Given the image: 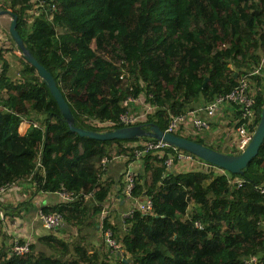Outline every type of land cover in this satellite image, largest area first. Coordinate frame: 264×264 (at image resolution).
<instances>
[{"label": "trees", "instance_id": "trees-1", "mask_svg": "<svg viewBox=\"0 0 264 264\" xmlns=\"http://www.w3.org/2000/svg\"><path fill=\"white\" fill-rule=\"evenodd\" d=\"M42 1L37 8L33 0H0V10L18 16L25 46L54 76L78 127H123L119 117L127 110L125 101L144 96L153 111L137 124L147 129L157 124L166 131L196 102L205 106L245 77L255 87L258 114L264 107V0ZM10 39L11 49L0 46V187L29 177L33 194L56 193L64 186L78 196L43 207L47 214L61 213L63 225L38 236L27 255L10 256L9 246L0 245V264H110L107 249L95 248L91 236L133 163L131 168H139L133 195L150 198L154 210H134L124 226L106 216V227L125 252L118 264H247L254 257L252 264H264V142L244 172L234 174L194 154L209 168L178 171L156 151L136 155L134 145L151 137L101 141L80 136L63 120L51 91L11 34ZM15 50L25 64L17 80L9 75L5 56ZM230 110L223 107L219 116L228 117ZM38 113L44 116L41 124ZM25 121L30 126L22 134ZM216 126L212 123V130ZM174 134L220 152H241L222 149L221 141L207 144L200 136ZM114 155L126 158L120 182L103 177ZM91 161L96 166L87 164ZM24 203L9 207L0 201V206L14 217Z\"/></svg>", "mask_w": 264, "mask_h": 264}, {"label": "built area", "instance_id": "built-area-1", "mask_svg": "<svg viewBox=\"0 0 264 264\" xmlns=\"http://www.w3.org/2000/svg\"><path fill=\"white\" fill-rule=\"evenodd\" d=\"M37 8L42 6V0H33ZM1 45V42H0ZM3 67L0 62V78L2 75ZM133 101H137L133 98H129L125 101V106L127 110L122 113L119 117V123L125 126L136 125L142 122L143 118L147 113L153 111L151 105L146 106V112L138 116L134 114L131 110L130 104ZM227 104L231 107L229 118L223 120V125L228 126L229 131L235 135L234 147L238 151H243L248 144L251 142L254 133L257 128V120L260 114L256 108V100L254 98V90L251 88L249 83V78H242L238 85L230 92L217 95L212 101L208 102L205 106H200L194 110L189 111L186 114L179 115L175 117L166 132L175 133L179 130L184 131L187 134L191 132L198 131H211L213 119L218 118L222 113L223 106ZM38 127V124H34ZM98 126H115V122H100L96 121ZM222 125V126H223ZM225 130V129H224ZM107 131V130H105ZM136 147V155L141 156L149 151H156L160 157L166 158L165 163L168 168H177L179 171L187 167H195L197 165H202L203 168L208 169L209 164L202 162L192 153L183 152L181 149L174 147V151H167L169 145L167 142L159 139L152 140H142L134 145ZM140 147V148H138ZM108 161L107 157L102 159V164L105 165ZM137 173L130 169L126 172V201H135L134 210H139L144 213H150L154 210L153 201L150 198L140 199L133 195V190L135 188V178ZM12 181L4 186L0 187V196L5 194L12 186ZM61 196L62 200L65 202L73 201L77 198L72 191H68L64 186L57 192ZM0 207V223L4 224V231L8 238H10L8 253L10 256H23L31 252V244L33 243V237L30 235L28 237L20 239L18 234L19 230V220L11 218L6 212ZM134 210H131L128 216L132 215ZM105 211L100 217V222L94 227V232L99 236L104 238L105 244L107 246V251L109 253L110 261L113 264H118L121 259H124V248L122 243L119 242L110 227H106L104 219ZM127 216V217H128ZM39 220L43 226L48 230H57L64 223V217L61 213H51L47 214L42 208H38L35 213V221ZM197 227H201L200 223H196ZM256 262V258H251L247 261V264H252Z\"/></svg>", "mask_w": 264, "mask_h": 264}, {"label": "water", "instance_id": "water-1", "mask_svg": "<svg viewBox=\"0 0 264 264\" xmlns=\"http://www.w3.org/2000/svg\"><path fill=\"white\" fill-rule=\"evenodd\" d=\"M6 13H9V11L0 10V15ZM10 34L13 37L16 45L20 48L22 55L38 70L39 75L51 91L53 97L59 105L63 120L69 124V127L73 132H76L80 136L101 141L151 137L163 140L169 145L179 149L186 150L198 156L199 158L234 174H242L244 169H246L253 159L259 154L261 145L264 142V107L260 113V121L251 142L239 154H229L217 151L187 137L163 131L157 124L150 125L149 129H147L145 126L136 124L107 131H95L78 127L75 125L73 111L62 90L57 85L54 76L44 65L38 61V59L33 55L32 51L25 46L24 40L18 31L17 15H12ZM207 83L208 79L204 83V87L207 85Z\"/></svg>", "mask_w": 264, "mask_h": 264}, {"label": "rangeland", "instance_id": "rangeland-1", "mask_svg": "<svg viewBox=\"0 0 264 264\" xmlns=\"http://www.w3.org/2000/svg\"><path fill=\"white\" fill-rule=\"evenodd\" d=\"M259 1V0H258ZM12 21V19H11ZM9 23V22H8ZM11 24V22H10ZM10 24L8 26L5 25V27L3 26V24H1L0 22V41L2 42V38L5 37L6 41L5 42H11L10 44H8L9 46L14 45L13 41H9L8 38H10ZM4 33L7 34V36H4ZM1 45H7V43H2ZM8 48H12V47H8ZM16 52H18L19 50H15ZM19 54V52H18ZM8 59L10 61V66H9V75L11 76V78L13 80H17L21 78V71L23 69V67L25 66L24 61L21 60L19 58V55L13 53L12 51H9L8 53ZM255 87H253L252 89H254ZM133 103V107L137 106L140 107L141 109H136L134 110L133 108H131L132 112L138 116L143 115L146 112V102H145V97L141 96L137 101H133L131 102ZM131 105V104H130ZM131 105V107H132ZM196 108L200 107V103L196 102ZM223 107H229L227 104H225ZM233 107V106H230ZM195 108V109H196ZM38 119L42 120L40 122V124L43 122V115L38 113ZM37 117V116H34ZM221 117V116H220ZM228 117H224L223 120H226ZM27 119H31V118H27ZM146 120V116L143 118L142 122ZM94 123L96 124V121H94ZM213 123H218V126L221 125V122L219 121V119H213ZM29 128V122L25 121V123H22V126L20 128V132H23ZM223 128L225 129L224 131H220L221 133H216L215 130H211V131H198V132H191L190 134L185 133L182 130L177 131L178 133H181L182 135H187V136H200L204 139H206V143L210 144L211 142H219L221 141V144L224 148V150H232L235 144V135L234 133H232L231 131H229L227 124L223 125ZM215 132V133H214ZM227 147V149L225 148ZM116 154V153H115ZM115 157V155H114ZM99 159V158H98ZM93 160V159H90ZM88 165H94L93 161L88 162ZM100 166L101 164H97V166ZM96 166V165H94ZM126 166V158L123 156H116L113 160H111L108 163V166H104L107 168L106 173L104 174V178L105 177H110V178H114L117 182H120L119 179L122 176V172L125 169ZM137 166V165H136ZM135 166V167H136ZM134 170L136 173H138L139 168H134L132 169ZM176 170H178L176 168ZM179 171V170H178ZM122 180L124 182H120V189L122 191L119 190V188L114 189V191L112 192V196L109 199V203L107 204V208H105V216L109 215V220L112 223L113 220H115L117 223H120L121 226L125 225V218L129 215V213L131 212V210H134L135 208V201H126L125 198V192H126V186H127V182H125L126 180V174L124 177H122ZM147 190L149 189V185L147 184L146 186ZM35 190V186L32 183V181L29 179V177L26 178H19L16 182H14L13 186L5 193L2 194L0 196V201L4 204H13L14 206H19L21 203H24V209H21L18 213L19 217L24 216L27 213V210H32L33 208H31L32 206H35L38 204V200H37V195L33 194ZM121 192V199H118V193ZM120 200H123V203H120ZM1 207V206H0ZM3 209V208H1ZM5 212L6 210L3 209ZM25 212L21 215L22 212ZM33 213V212H30ZM10 216V215H9ZM119 217V219H118ZM14 218V217H11ZM15 218H18L17 216ZM39 225V222H37L35 224V228H37ZM33 229H34V225H33ZM34 242L37 241V238L33 237ZM91 242L92 245L95 248H98L101 246V244L103 245L104 248L107 249V246L105 244L104 238L102 236H99L97 233L93 232L92 236H91ZM42 247V246H41ZM44 250H46L47 252H51V250L47 247H42ZM110 264H113L112 262Z\"/></svg>", "mask_w": 264, "mask_h": 264}, {"label": "crops", "instance_id": "crops-1", "mask_svg": "<svg viewBox=\"0 0 264 264\" xmlns=\"http://www.w3.org/2000/svg\"><path fill=\"white\" fill-rule=\"evenodd\" d=\"M11 19H12V16L9 14V13H6V14H3V15H0V22H1V24H3V26L5 27V25H7L8 24V26H9V24H10V22H11ZM9 22V23H8ZM11 25V24H10ZM7 36V34H5L4 33V36ZM9 39V41L11 40L10 38H8ZM2 42H1V44L2 43H7V45H0L1 47H5V48H8V47H13V45H11V46H9L8 44H10L11 42H5L6 41V39H5V37H3L2 38ZM12 41V40H11ZM8 53L9 52H6L5 53V56L6 57H8ZM15 54H17L18 55V52H14ZM227 111L228 110H225L224 109V112L225 113H227ZM216 119H219V121L221 122V125L220 126H218V123H214V125H217L216 126V129H215V132L216 133H221L220 131H224V128H223V119H224V117L222 118V115H221V118H220V116H218V118H216ZM29 122V121H28ZM25 123V122H24ZM22 126V125H21ZM29 126H30V123H29ZM27 130H28V128L24 131V133L23 132H21L22 134H25L26 132H27ZM214 132V133H215ZM134 165H135V163H133V164H131L130 165V169H133V168H131V167H134ZM128 168V169H129ZM118 185H116V188H119V187H117ZM37 200H38V204L37 205H35V206H32L31 208H33L32 210H27V213L24 215V216H22V217H19L18 216V212H19V210L21 209H17L16 211H15V216L14 217H18V218H16V219H18L19 220V230H18V234L20 235V237H22V238H25V237H28V236H32V237H34V238H37L38 236H40V235H45V234H47V233H49L50 232V230H48V229H46L44 226H43V224L39 221V220H36L35 221V213H36V210L38 209V208H43V207H45V206H50V205H55V204H57V203H59L60 201H63L62 200V198H61V196L59 195V193H44V192H41V191H39L38 192V195H37ZM117 198L118 199H121V195H118L117 196ZM120 203L122 204L123 203V200L121 201L120 200ZM11 206H14L13 204H9V207H11ZM26 212V211H25ZM24 211L21 213V215L23 214V213H25ZM30 212H33V213H30ZM118 219H119V217H118ZM37 222H39V225H38V227L37 228H35V224L37 223ZM113 222L115 223L116 221L115 220H113ZM3 224V223H2ZM4 225V224H3ZM33 225H34V229H33ZM4 231H3V229H2V231L0 230V245H5L6 247H8L9 246V243H10V238H8V236L4 233V235L2 234ZM57 234L59 233V234H61V236H63V235H65L66 236V233L65 232H56ZM64 237V236H63ZM111 262V261H110Z\"/></svg>", "mask_w": 264, "mask_h": 264}]
</instances>
